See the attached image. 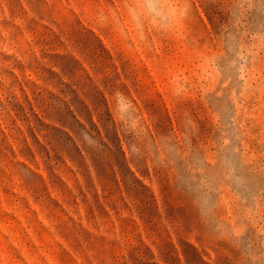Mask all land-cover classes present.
<instances>
[{
    "label": "rangeland",
    "instance_id": "1",
    "mask_svg": "<svg viewBox=\"0 0 264 264\" xmlns=\"http://www.w3.org/2000/svg\"><path fill=\"white\" fill-rule=\"evenodd\" d=\"M0 264H264V0H0Z\"/></svg>",
    "mask_w": 264,
    "mask_h": 264
},
{
    "label": "clouds",
    "instance_id": "2",
    "mask_svg": "<svg viewBox=\"0 0 264 264\" xmlns=\"http://www.w3.org/2000/svg\"><path fill=\"white\" fill-rule=\"evenodd\" d=\"M153 11H154V9H153Z\"/></svg>",
    "mask_w": 264,
    "mask_h": 264
}]
</instances>
